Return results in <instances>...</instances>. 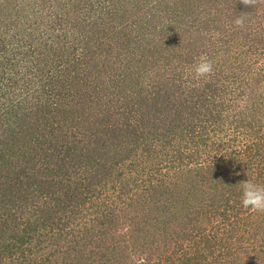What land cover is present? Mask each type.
I'll return each mask as SVG.
<instances>
[{"label":"trees","instance_id":"16d2710c","mask_svg":"<svg viewBox=\"0 0 264 264\" xmlns=\"http://www.w3.org/2000/svg\"><path fill=\"white\" fill-rule=\"evenodd\" d=\"M247 178L264 0H0V264H264Z\"/></svg>","mask_w":264,"mask_h":264},{"label":"clouds","instance_id":"9594fccd","mask_svg":"<svg viewBox=\"0 0 264 264\" xmlns=\"http://www.w3.org/2000/svg\"><path fill=\"white\" fill-rule=\"evenodd\" d=\"M240 3L246 7H253L257 0H240ZM247 18L246 15H240L235 19L234 23L237 27H243ZM213 70V61L209 59L206 53H202L195 64V78L199 79L209 76L213 73ZM236 175H240V173H236ZM238 183L242 188V206L253 212L264 213V184H258L248 178Z\"/></svg>","mask_w":264,"mask_h":264}]
</instances>
